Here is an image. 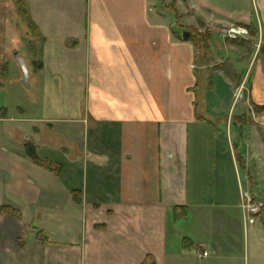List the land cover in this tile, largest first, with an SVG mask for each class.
I'll list each match as a JSON object with an SVG mask.
<instances>
[{
    "label": "crops",
    "instance_id": "1",
    "mask_svg": "<svg viewBox=\"0 0 264 264\" xmlns=\"http://www.w3.org/2000/svg\"><path fill=\"white\" fill-rule=\"evenodd\" d=\"M23 1L47 81L0 109V264H264V0Z\"/></svg>",
    "mask_w": 264,
    "mask_h": 264
},
{
    "label": "rangeland",
    "instance_id": "2",
    "mask_svg": "<svg viewBox=\"0 0 264 264\" xmlns=\"http://www.w3.org/2000/svg\"><path fill=\"white\" fill-rule=\"evenodd\" d=\"M176 1L162 0V9H165V5L172 12ZM76 10L73 9V12ZM41 45L40 39L33 34L19 14L16 0H0V109L5 105L13 111L20 106L25 109L27 118L41 117L40 102L45 97L47 74L32 68L34 61L40 57ZM22 61L29 71V77L22 69ZM33 78L38 80V84L34 85ZM242 183L244 191H247L246 183ZM256 191L264 199V184L259 185ZM257 226L264 229L261 218L258 219Z\"/></svg>",
    "mask_w": 264,
    "mask_h": 264
},
{
    "label": "trees",
    "instance_id": "3",
    "mask_svg": "<svg viewBox=\"0 0 264 264\" xmlns=\"http://www.w3.org/2000/svg\"><path fill=\"white\" fill-rule=\"evenodd\" d=\"M17 5H18V12L19 14L22 16V18L26 21L29 29L33 32L34 35H36V37L38 36V28L37 26L34 24V22L32 21L29 13H28V9L26 6V3L23 0H16ZM253 33V32H252ZM35 70L36 71H40L42 69V64L40 63H35L34 64ZM7 71V70H6ZM27 154L29 155V157L32 159V161L38 165V166H43L49 170H55V171H59L58 169H56L54 167V165L51 162H43L40 161V159L37 157L35 149L31 146L28 145L27 146ZM1 213H7L10 214L16 218H20V214L18 211L12 209L11 207H2L0 208V214ZM188 217V211L184 208H177L174 214V221L177 223L181 220H186ZM255 218L259 219L261 218V220L264 223V207L263 209L260 211V213L256 216H254ZM184 248L187 249V242H184ZM144 264H154L152 260H147L146 263Z\"/></svg>",
    "mask_w": 264,
    "mask_h": 264
},
{
    "label": "built area",
    "instance_id": "4",
    "mask_svg": "<svg viewBox=\"0 0 264 264\" xmlns=\"http://www.w3.org/2000/svg\"><path fill=\"white\" fill-rule=\"evenodd\" d=\"M226 38L230 40H237L239 38H244L249 35V32L246 28L241 27H231L225 31ZM243 198L245 200L244 208L248 211L251 216H256L264 207V203L256 202L254 197L249 192L243 193ZM208 254L204 253L203 257H207Z\"/></svg>",
    "mask_w": 264,
    "mask_h": 264
},
{
    "label": "water",
    "instance_id": "5",
    "mask_svg": "<svg viewBox=\"0 0 264 264\" xmlns=\"http://www.w3.org/2000/svg\"><path fill=\"white\" fill-rule=\"evenodd\" d=\"M183 38L185 39V40H188L189 38H190V34L189 33H186V34H184L183 35ZM22 69L24 70V73H25V75H27L28 77H29V71H28V69H27V67H26V65L24 64V62L22 61Z\"/></svg>",
    "mask_w": 264,
    "mask_h": 264
}]
</instances>
